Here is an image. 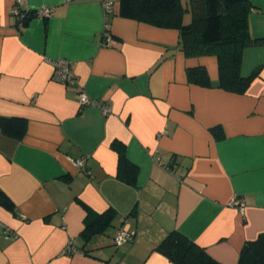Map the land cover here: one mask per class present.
<instances>
[{"label":"crops","instance_id":"crops-1","mask_svg":"<svg viewBox=\"0 0 264 264\" xmlns=\"http://www.w3.org/2000/svg\"><path fill=\"white\" fill-rule=\"evenodd\" d=\"M14 1L0 0V115L26 129L0 128V264H174L155 249L172 230L237 264L264 232V42L243 51L241 74L258 72L235 93L219 87L215 55H186L177 29L121 17L117 0L108 16L102 0H25L34 15L21 26ZM247 1L250 35L264 40V0ZM57 58L76 82L52 79ZM194 66L211 86L188 82ZM80 90L111 112L80 105ZM114 140L133 167L122 176ZM87 207L115 214L84 238ZM124 225L134 236L116 245Z\"/></svg>","mask_w":264,"mask_h":264},{"label":"trees","instance_id":"trees-1","mask_svg":"<svg viewBox=\"0 0 264 264\" xmlns=\"http://www.w3.org/2000/svg\"><path fill=\"white\" fill-rule=\"evenodd\" d=\"M118 15L125 18L175 28L179 31V47L188 56L215 55L218 64L219 87L224 90L244 93L258 70L244 76L241 60L245 48L264 42L250 35L247 0H117ZM190 12L189 19L186 15ZM33 12L22 20L33 16ZM189 83L209 87L211 82L203 66L188 67ZM0 128L8 136L21 139L25 134L26 121L22 117L0 115ZM113 148L118 155V175L122 169L131 167L125 157L123 145L114 140ZM130 166V167H129ZM129 180V179H125ZM84 238L97 231H104L112 223L113 208L97 213L86 208ZM157 251L174 264H222L177 230L168 232L157 244ZM237 264H264V232L242 246Z\"/></svg>","mask_w":264,"mask_h":264},{"label":"built area","instance_id":"built-area-1","mask_svg":"<svg viewBox=\"0 0 264 264\" xmlns=\"http://www.w3.org/2000/svg\"><path fill=\"white\" fill-rule=\"evenodd\" d=\"M25 0H15L14 6L12 9L13 14H15L18 18V24L21 26L22 20L28 15V12L23 11L22 4ZM102 7L105 11V14L108 16L113 8L114 0H102L101 1ZM51 8L42 6L39 8V10L36 11V13L41 15H48L50 13ZM103 40L106 44H109L112 42V37L108 30H105L103 33ZM52 79L63 82V83H74L77 81L76 74L72 67V61L66 58H57L52 61ZM78 100L80 105L82 106H89V105H95L98 106L101 109V112L103 114H108L111 112V107L103 104L97 99L90 98L84 91L80 90L78 92ZM156 160L159 161V158L156 157ZM75 164L79 167L83 166V159L77 160ZM229 204L236 206L240 212H243L245 209V202L239 201L236 198H231L229 200ZM2 232L3 234L8 237L10 235H15V231L11 230L5 225H2ZM134 236V232H132L129 227L126 225L120 227L116 234L113 237L114 244L120 245L128 240H131ZM67 252H71L73 250L72 245L69 243L65 249Z\"/></svg>","mask_w":264,"mask_h":264},{"label":"rangeland","instance_id":"rangeland-1","mask_svg":"<svg viewBox=\"0 0 264 264\" xmlns=\"http://www.w3.org/2000/svg\"><path fill=\"white\" fill-rule=\"evenodd\" d=\"M190 17V12L186 15V18L189 19Z\"/></svg>","mask_w":264,"mask_h":264}]
</instances>
